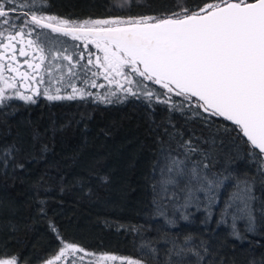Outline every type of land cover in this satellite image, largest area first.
Segmentation results:
<instances>
[{
	"label": "snow or ice",
	"instance_id": "1",
	"mask_svg": "<svg viewBox=\"0 0 264 264\" xmlns=\"http://www.w3.org/2000/svg\"><path fill=\"white\" fill-rule=\"evenodd\" d=\"M133 2L118 5L113 0L110 7L130 12ZM46 7L47 0L39 7L36 0H0V114L7 116L6 110L16 107L13 101L35 105L41 96L49 102L91 99L101 104L133 98L150 114L161 106L165 116L157 125L162 133L150 177L149 218L163 219V225L157 237L142 240L140 257L100 259L120 264H215L209 259V241L197 245L191 233L181 239L179 232L164 229L179 228L181 221L191 222L197 213L203 216L200 223L207 224L229 181L232 191L223 199L216 223L230 228L229 237L244 241L245 232L256 231L257 210L264 220V203L254 207L252 183L233 167L244 160L264 182V0H199L192 6L177 0L178 11L167 14L82 21L46 15ZM49 34L79 43L60 47L62 42ZM99 78L108 87L102 94L88 90L106 87ZM176 115L185 125L199 122L213 133L200 142L207 148L194 142L198 137L184 139L173 120ZM221 132L237 149L223 159L216 149ZM47 150L43 146L42 151ZM17 151L15 145L2 151L5 166ZM16 167L23 169L24 164ZM99 179L108 182L106 176ZM237 221L245 222L243 232ZM49 226L62 246L41 264H77V253H83V264L85 256L94 255L64 241L56 226ZM130 230L140 233L135 227ZM0 264H19V258L5 254Z\"/></svg>",
	"mask_w": 264,
	"mask_h": 264
},
{
	"label": "trees",
	"instance_id": "2",
	"mask_svg": "<svg viewBox=\"0 0 264 264\" xmlns=\"http://www.w3.org/2000/svg\"><path fill=\"white\" fill-rule=\"evenodd\" d=\"M45 0H36V6ZM113 0H47L46 15L84 20L140 15H160L178 11L177 0H140L131 11L110 7ZM199 0H187L189 6ZM116 4L123 0H115ZM54 35V34H52ZM60 47H72L70 38L57 36ZM94 51V49H93ZM77 85L80 82L77 81ZM16 107L0 114V256L17 255L19 263L39 264L62 246L50 222L66 242L96 253H112L129 258L141 256L142 240L157 237L163 219H150L152 191L150 177L157 158V128L165 116L161 106L150 114L144 104L129 98L125 103L101 104L88 100L49 102L37 98L35 105L13 101ZM184 139L194 142L209 139L213 133L199 122L185 125L173 117ZM233 135H235L233 133ZM36 137L34 140L33 137ZM165 139H167L165 137ZM15 145L7 165L2 151ZM47 146L46 152L42 151ZM175 146V145H174ZM201 147L208 145L200 143ZM221 159L236 153L231 137L221 132L216 137ZM23 163L24 168L16 167ZM233 167L253 187V202L264 203V182L256 168L244 160ZM244 173H247L245 177ZM106 176L107 183L99 177ZM255 180H252V177ZM231 188L229 181L227 183ZM63 188V192H61ZM223 190V195L225 194ZM43 201L44 213L39 211ZM254 233L245 232L244 241L229 237L228 229L211 220L182 222L179 228L165 231L191 233L193 243L209 241L215 264H262L264 262V220L257 210ZM140 229V233L131 228ZM244 231L243 227H239ZM160 247V245H157Z\"/></svg>",
	"mask_w": 264,
	"mask_h": 264
},
{
	"label": "rangeland",
	"instance_id": "3",
	"mask_svg": "<svg viewBox=\"0 0 264 264\" xmlns=\"http://www.w3.org/2000/svg\"><path fill=\"white\" fill-rule=\"evenodd\" d=\"M20 2H24V0H20ZM93 19H98V18H93ZM49 35H50V38H52V39H54V40L58 39L57 36H54V35H52V34H49ZM58 46H60V44H59ZM97 82H98L99 84H105L106 87H105V88H99V89L89 88L88 90L92 91L93 93H97V92H99V93H101V94L104 93V92H107V91H108V87H107L106 81H104L103 78H99ZM78 86H81V85H78ZM113 90H115L114 86H113ZM64 91H65V92H70L71 89H70V88H66V89H64ZM41 97H42V96H41ZM41 97H37V98H41ZM227 183H228V182H226V184H227ZM223 190H224V189L221 190V197H220V199L218 200L217 205H216V206L214 207V209H213V219H212V220L215 221V222H216V220H218V219L220 218L219 210H220V208L223 206V199H226V198H227V193L230 192V191H232V188H230L228 191L225 192L226 196L223 195ZM202 218H203L202 214H201V213H197L196 216L193 217L191 221L198 220V221L200 222V220H201ZM226 219H227L228 223L230 224V223H231V219H230V217H226ZM182 222H183V221H181L180 224H181ZM216 224H217V223H216ZM220 225L226 227V228L228 229V231H230V228L227 227L226 225H224V224H220ZM237 227H238V229H239V227H243V228H244V227H245V222H244V221H237ZM78 246H79V245H78ZM79 247H80V246H79ZM86 251L89 252V253H93L94 255L85 256L84 261H83V264H120L119 261H102V260L100 259V257H101L102 255H116V254H112V253H96V252H91V251H88V250H86ZM57 252H58V251H57ZM55 254H56V253H55ZM55 254H54V255H55ZM80 255H83V253H77V254H76L75 259H76V261H77V264H81V262H80V260H79V256H80ZM52 256H53V255H52ZM52 256H51V257H52ZM118 256H119V255H118ZM51 257H49V258H51ZM19 264H22V263H19ZM39 264H41V262H40ZM58 264H65V261L62 260V261L58 262Z\"/></svg>",
	"mask_w": 264,
	"mask_h": 264
}]
</instances>
